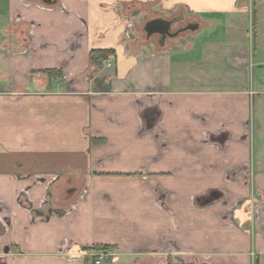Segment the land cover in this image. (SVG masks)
<instances>
[{
    "label": "crops",
    "instance_id": "obj_1",
    "mask_svg": "<svg viewBox=\"0 0 264 264\" xmlns=\"http://www.w3.org/2000/svg\"><path fill=\"white\" fill-rule=\"evenodd\" d=\"M51 1L0 0V264H95L102 244L169 264H264V208L254 237L240 209L230 226L224 204L191 203L223 184L264 197V0H249L255 47L246 0ZM139 6L222 36L193 59L173 55L194 46L159 40L128 50L125 11ZM92 48L113 55L90 77ZM42 69L63 74L50 83Z\"/></svg>",
    "mask_w": 264,
    "mask_h": 264
},
{
    "label": "rangeland",
    "instance_id": "obj_2",
    "mask_svg": "<svg viewBox=\"0 0 264 264\" xmlns=\"http://www.w3.org/2000/svg\"><path fill=\"white\" fill-rule=\"evenodd\" d=\"M246 4L247 6H250V9L252 10L253 5H249V0H246ZM143 5V4H142ZM145 5V4H144ZM119 8V7H118ZM143 9V11H141L139 9V11H131V10H126V14H128L131 18H132V26L130 27V36L126 37L127 39L124 41V45L125 47L130 50L131 48H136V46L139 45H144V46H149L152 52H159V50H162V45L159 44L158 39H159V35L157 34H151V35H147L146 31H145V26L144 24L154 18L157 17H164V18H172L173 16H175L177 13H184L185 12H180L181 10H177L174 11L173 13H163V12H154L152 11V9H150L147 6H139V7H135L134 9ZM120 10V8H119ZM124 12V11H123ZM253 13V10L251 11ZM195 16H185L184 21H181V26L180 23H176L174 25H172V31H177L179 29V27H183L185 26V24L188 21H196L194 19ZM170 20V19H169ZM198 21V20H197ZM200 23V21H198ZM200 25H202V23H200ZM188 28V27H187ZM201 27H199L198 30H192V29H187V30H183L181 32H179L177 34V36H174V38H167L166 39V43L164 42L163 47H174L177 46L180 49H184V48H190V45L194 46V49L190 50L189 52H183V53H176L177 55H173L176 58H186L188 56H191L192 59L195 57H199V43L201 42L202 39H205L207 37L209 38H220L222 36V31H223V27L221 24H215L213 27L210 28H204L202 30H200ZM251 24H250V33L252 34V30H251ZM253 45V43H252ZM27 49H19L17 48V50H13L12 54H23L26 53ZM6 51V50H4ZM186 56V57H185ZM209 134V133H208ZM165 137H163L162 139L164 140V142L162 143L161 141V145L165 148H167L168 143L171 142H167V139H164ZM213 139V138H212ZM211 137L208 135V139H207V147H211L212 144L218 145L220 144V142H215L212 140ZM155 145L158 144V141H155L153 139ZM159 147V146H158ZM215 149V148H214ZM216 150V149H215ZM164 154H161L159 156L154 155L152 157V159H158V158H164L163 157ZM146 187H148L146 185ZM206 187V186H205ZM205 187L202 189L201 192L199 193H195L192 198H191V203L194 209L200 211L203 210L204 207L206 206L207 209H212L214 206L218 207V206H222L221 208H223V204L225 205V214L228 217V221L230 226H236L238 225L237 221L240 219V213H242L241 216H243L242 222L244 224H248V226L246 228H248L251 232H252V236L258 232H260V230L258 228H256V233L254 232L255 226L257 225V221L260 220L261 216V212L264 208V197L263 195H261L260 192H257V190L253 189L252 187H249V189L246 190V188H242L240 187V189H238L237 193L238 195L236 197H234V199H232L233 195L232 192L230 193V190L232 191V185H217V186H207V191L205 192L204 189ZM167 187H165L164 185H161L160 190L157 189L154 190V194L156 195L157 193L160 192L161 195H163V193L167 192ZM236 193V192H235ZM228 194H230L231 196L228 197ZM261 197V198H260ZM255 198H257L258 200H255ZM226 201V202H224ZM227 203H229L227 205ZM216 207H214L213 209H215ZM239 210V214H238V218L235 217V215H232V211L233 210ZM235 213V212H234ZM254 227V228H253ZM259 235V234H258ZM166 241V240H165ZM161 243V241H160ZM163 243V242H162ZM161 243V244H162ZM165 246V245H164ZM166 247V246H165ZM144 250V248H143ZM97 254H99L98 252L101 251H96ZM103 252H110L113 253L111 250L109 251H103ZM96 253L94 254L93 258V262L95 264H106V262H110L113 261L114 264H169V262L166 260V257L163 254H153V253H149V254H145L142 255L140 254V251L137 253V251L134 252H123V251H117L114 252V254H112L111 256H109V258H107L106 260L102 261L101 263H96V259H97V255ZM140 257H144L143 259H138ZM142 260H144L142 262ZM255 264H259V260L253 259L252 260ZM178 264H190L188 262V260H183V262H180Z\"/></svg>",
    "mask_w": 264,
    "mask_h": 264
},
{
    "label": "trees",
    "instance_id": "obj_3",
    "mask_svg": "<svg viewBox=\"0 0 264 264\" xmlns=\"http://www.w3.org/2000/svg\"><path fill=\"white\" fill-rule=\"evenodd\" d=\"M251 30H252V41H253V46L255 47L256 45V17H255V12L252 13V23H251ZM111 55H113V50L111 49H102V48H92L89 50V65L94 67V70L90 74V77H92L94 71H96L100 65H101V60L105 59H110ZM43 74L47 75L49 78V82L53 79L59 78L62 76V71L60 69H42L40 70ZM93 141H98V139L93 140ZM116 246L112 244H107V245H95L92 246L91 249L95 251H109L115 249Z\"/></svg>",
    "mask_w": 264,
    "mask_h": 264
},
{
    "label": "water",
    "instance_id": "obj_4",
    "mask_svg": "<svg viewBox=\"0 0 264 264\" xmlns=\"http://www.w3.org/2000/svg\"><path fill=\"white\" fill-rule=\"evenodd\" d=\"M43 1L47 4L52 3L51 0H43ZM175 21L176 19H172V20H166L162 18L153 19L147 23V26L145 28L146 33L148 36L151 34H159L162 37H166L167 35L169 36L176 35L177 32H171L172 25L174 24ZM188 28L195 30L198 28V25L197 23H193ZM159 42L162 43V41H159Z\"/></svg>",
    "mask_w": 264,
    "mask_h": 264
},
{
    "label": "built area",
    "instance_id": "obj_5",
    "mask_svg": "<svg viewBox=\"0 0 264 264\" xmlns=\"http://www.w3.org/2000/svg\"><path fill=\"white\" fill-rule=\"evenodd\" d=\"M131 26H132V22L131 21H126V28L124 29L125 30L124 31L125 38L130 36L129 33H130V27ZM98 253L99 254H97V252H96V254L98 255L97 259H96V263H101L102 261L106 260L107 258H109V256L112 255V253H110V252L101 251V252H98Z\"/></svg>",
    "mask_w": 264,
    "mask_h": 264
},
{
    "label": "flooded vegetation",
    "instance_id": "obj_6",
    "mask_svg": "<svg viewBox=\"0 0 264 264\" xmlns=\"http://www.w3.org/2000/svg\"><path fill=\"white\" fill-rule=\"evenodd\" d=\"M173 19H176V18H173ZM170 20H172V19H170ZM181 21H177V23H180ZM194 22L193 21H188L186 24H185V26H183V27H179V29L177 30V31H174V32H177V33H179V32H181V31H183V30H185L187 27H189V26H191L192 24H193ZM146 26L147 25H145V28H146ZM180 26H181V23H180ZM146 31V30H145ZM171 32H173L172 31V29H171ZM157 35H159V34H157ZM168 36L169 35H167L166 37H162L161 35H159V41H162V43H164V41L168 38Z\"/></svg>",
    "mask_w": 264,
    "mask_h": 264
}]
</instances>
